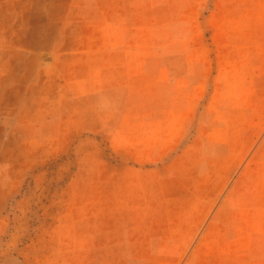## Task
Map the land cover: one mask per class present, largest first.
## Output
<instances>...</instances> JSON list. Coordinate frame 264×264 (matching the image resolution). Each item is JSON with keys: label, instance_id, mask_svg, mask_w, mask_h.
Returning <instances> with one entry per match:
<instances>
[{"label": "rangeland", "instance_id": "rangeland-1", "mask_svg": "<svg viewBox=\"0 0 264 264\" xmlns=\"http://www.w3.org/2000/svg\"><path fill=\"white\" fill-rule=\"evenodd\" d=\"M0 264H264V0H0Z\"/></svg>", "mask_w": 264, "mask_h": 264}]
</instances>
